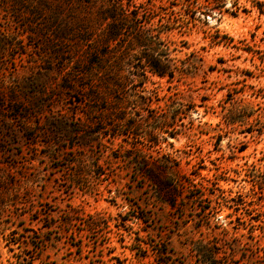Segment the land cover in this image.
Wrapping results in <instances>:
<instances>
[{"label":"rangeland","instance_id":"rangeland-1","mask_svg":"<svg viewBox=\"0 0 264 264\" xmlns=\"http://www.w3.org/2000/svg\"><path fill=\"white\" fill-rule=\"evenodd\" d=\"M20 1L0 0V264H204L200 244L219 264H264V0L213 10L212 0H156L176 11L169 38L186 74L152 77L136 96L124 89L143 120L135 130L114 127L115 93L88 98L96 80L68 87L67 38L52 24L65 13L38 21L16 11ZM168 99L183 104L180 115ZM159 115L178 129L160 152L146 135ZM163 153L195 185L180 186L176 209L160 191L171 174L157 168ZM203 166L206 180L191 174ZM242 197L257 203L246 218L230 208ZM96 216L102 227L87 230Z\"/></svg>","mask_w":264,"mask_h":264},{"label":"trees","instance_id":"trees-1","mask_svg":"<svg viewBox=\"0 0 264 264\" xmlns=\"http://www.w3.org/2000/svg\"><path fill=\"white\" fill-rule=\"evenodd\" d=\"M53 1L21 0L16 11L33 16L38 21L41 17H45L48 10L57 14L65 13L62 18H59V15L53 17L52 24L67 38L69 55L67 63L71 64L68 87L73 90L77 85L85 89L88 86L87 80H96L99 85L98 91L89 93L88 98L103 99V94L109 96L115 93L116 100L108 108V110L111 109L110 112L114 117V127L135 130L143 120L134 117L128 111V103L120 96L124 89L130 85L133 96H136L140 91L137 87H143L152 77L166 79L168 83H172L176 80L177 74L180 79L186 74L183 66L185 62L174 56V53L179 51L178 44L169 38L174 30L181 27L175 18L174 7L157 3L156 0H60L61 4L58 6L52 4ZM223 1L212 0L208 9L213 10L215 7L221 9ZM158 9L166 11L165 14L171 18L158 23L154 20L141 21L146 13L152 15L154 19ZM259 9L263 12L262 6ZM178 61L182 65H179ZM82 80L86 82L81 83ZM144 90L152 94L155 88H144ZM157 105V107L162 106L159 103ZM164 107L178 116L182 113L183 104L168 99L164 102ZM147 122L150 127L146 133L147 140L152 144L150 146L153 149L159 148L161 143L168 142V138H176L178 134L175 120L170 121L165 115L153 116ZM153 138L157 140L153 141ZM168 145L172 147L171 143ZM161 158L162 162L157 165L159 172H171V174L160 182V191L163 193L164 201L172 209H176L178 198L182 199L185 196L182 195L180 186L186 182L195 185L189 180L190 178L183 179L177 176V171L181 168L179 160L172 157L170 153H163ZM204 167H196L193 170L195 172L191 174L206 180L207 177L200 172L201 169H205ZM231 200L234 205L230 208L235 213L241 211L239 212L243 215L241 218L249 216L248 210L250 208L254 210V205L257 204L243 197L240 200L235 198ZM76 214V211H71L68 221L71 222ZM137 218L143 220L142 217ZM257 221L264 222L260 219ZM103 223V218L96 216L85 221L84 226L87 230H93L102 227ZM262 234L264 236V230L260 235ZM195 251L204 264H219L218 251L204 244L197 246Z\"/></svg>","mask_w":264,"mask_h":264}]
</instances>
